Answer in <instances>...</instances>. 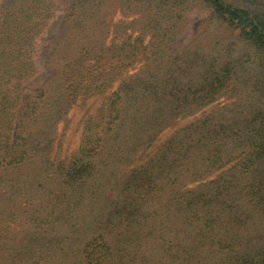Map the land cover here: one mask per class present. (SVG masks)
Instances as JSON below:
<instances>
[{
    "label": "trees",
    "instance_id": "obj_1",
    "mask_svg": "<svg viewBox=\"0 0 264 264\" xmlns=\"http://www.w3.org/2000/svg\"><path fill=\"white\" fill-rule=\"evenodd\" d=\"M111 1L0 0V264H264V0ZM122 6L145 14L135 36L132 23L109 18ZM195 9L235 31L256 56L243 95L225 104L240 64L204 51L190 58L175 45ZM57 14L83 38L59 57L64 102L100 103L83 118L73 160L55 164V201L23 220H60L63 201L75 200L78 210L102 154L110 171L122 159L135 166L79 241L34 232L18 250L9 242L28 213L21 190L32 185L39 199L51 147V132L37 124L47 121L44 89L32 90L31 104L24 97L39 71V40ZM144 31L152 33L147 43ZM207 106L154 148L163 130ZM31 116L32 132L23 130Z\"/></svg>",
    "mask_w": 264,
    "mask_h": 264
},
{
    "label": "rangeland",
    "instance_id": "obj_2",
    "mask_svg": "<svg viewBox=\"0 0 264 264\" xmlns=\"http://www.w3.org/2000/svg\"><path fill=\"white\" fill-rule=\"evenodd\" d=\"M58 1L62 2L63 0ZM226 1L234 2L236 0ZM112 2L114 4L116 0H112ZM120 8L124 7H119L120 12L114 11L110 14L109 18L115 23L117 20L120 21L122 19L124 23H132L127 31L130 33L134 32L133 35L135 36L141 30L145 14L138 7L134 8L136 11L130 12H126ZM109 9H112V7ZM209 21L207 12L204 10L195 9L187 13L186 23L183 24V30L178 34L175 45L179 51L188 53L190 58H192L195 52L204 51L208 54H219L223 58H230V61L240 64L234 82V85L237 87L235 89L236 93L229 98L223 99L221 104H225L243 95L242 82H246L248 78L253 76L252 70L253 68L255 69L257 63L255 61L256 56L254 57L255 53L253 49L238 38L235 31L223 24L219 25L218 23ZM77 32V24L76 27H72V24L64 18L63 14H57L55 19L48 25L46 32L38 43L36 61L39 71L36 78L28 83L29 91L25 93L24 98L31 104L32 90L36 88L44 89L45 98L39 104L41 106L40 112L47 121L43 125L41 124V120H39L37 124L40 129L51 132L50 166H48L49 169H46V172H42L43 176L40 178V181H42L44 188L38 191L39 199L32 200V195L36 192L32 185L27 186V188L24 186L21 190L23 196L20 197L23 199V202L25 201V204H28V213L27 216L24 215L16 220L18 236L15 242H9L11 244L16 243L15 248L18 250H21L18 247L19 244L34 232L56 234L59 236L69 234L70 243L79 241L83 237L84 232L89 227L94 226L101 219V216H104L110 201L117 198L116 195L119 192L124 175L135 166L132 162H125L122 159L117 161L110 171L112 165L108 167V164H106L108 157L102 154L93 159V176L87 181L88 192L84 195L86 199L78 210L73 206L75 200L71 202L63 201L60 211L62 219L60 220L55 219L51 223H48V225L23 220L24 218H28L31 213L32 217L35 218L36 211H40L43 207L49 208L47 205L55 201V196L58 194L57 184H59L54 178L56 174L53 173L55 164L59 160L66 161V163L73 160L79 145L83 118L88 113H94L100 103L98 98H87L78 99L67 106L63 99L64 88L59 71L64 66V62L59 57L61 56L60 58H62L63 52L69 53L72 51V48H75L76 44L80 45L83 38ZM144 32V40L147 43L152 33L150 31ZM96 33L95 31L92 36L96 37ZM183 60L187 61L188 58L184 57ZM183 60L181 63H183ZM211 108V106L204 107L190 116L178 120L171 128L163 130L153 143L154 148L170 137L175 130L188 125L194 119L206 114ZM51 123H53V126L50 128L49 124ZM23 125V130L28 129L32 132V116L29 120L25 119ZM24 173L25 170H20L18 176H22ZM102 173H104L105 179H103V183L101 184L99 179ZM91 186L92 190L95 191L90 196L89 188ZM107 199L110 200L108 203H106ZM111 206L113 205L111 204ZM74 225L76 227L71 229Z\"/></svg>",
    "mask_w": 264,
    "mask_h": 264
}]
</instances>
